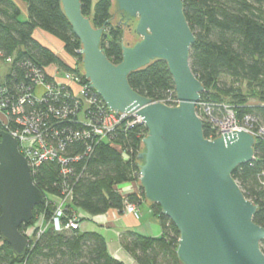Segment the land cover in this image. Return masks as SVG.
Wrapping results in <instances>:
<instances>
[{
	"label": "trees",
	"instance_id": "obj_1",
	"mask_svg": "<svg viewBox=\"0 0 264 264\" xmlns=\"http://www.w3.org/2000/svg\"><path fill=\"white\" fill-rule=\"evenodd\" d=\"M28 7V19L22 21L21 11L13 0H0V59L12 62L9 74L0 84L8 90L9 106L18 104L22 95H28V111L40 108L41 115L50 129H58L66 123H57L48 117L44 108L35 103L30 75L33 69L41 70L51 65L68 71L69 66L51 49L39 43L34 35L37 30L60 41L66 55L80 58L77 51L80 41L65 16L60 0H22ZM85 17L98 29L106 25L101 47L115 65L122 62L121 26L112 22L113 0H81ZM184 13L196 43L191 49V67L205 92L200 102L207 105L231 107L238 121L246 116L256 119L264 127V0H182ZM131 88L139 95L154 102H163L176 93L174 80L164 61H156L147 68L129 76ZM255 100V104L251 103ZM36 110V109H35ZM47 117V118H46ZM69 122V121H68ZM71 123V122H70ZM204 136L208 139L211 127L203 121ZM71 126L81 130L75 122ZM11 129L19 126L15 120ZM148 135L144 126L129 130L120 127L111 140L93 142L88 155L85 141L68 144L65 156L80 161L72 162L68 175L63 174L59 162H45L36 168L33 180L44 195V203L35 207L32 224L42 216L44 233L30 241L25 256L15 255L0 234V264H123L113 259L107 249L106 239L97 233H82L78 230L56 231L53 216L56 204L47 196L63 198L66 188L72 190V199L65 207L63 223L84 211L92 217L116 210L122 213L126 204L138 205L146 200L140 193L123 195L117 188L137 181L139 171L138 152ZM255 160L239 166L233 174L245 197L257 205L254 222L264 228V139L259 138L254 147ZM128 156V159L126 156ZM153 213L159 218L163 236L159 239L128 235L124 248L130 252L137 264H181L177 257L180 233L175 225L162 214L157 204H152ZM1 214V210H0ZM86 219L80 221L84 222ZM28 226H23L25 231ZM264 252V241L261 243Z\"/></svg>",
	"mask_w": 264,
	"mask_h": 264
},
{
	"label": "water",
	"instance_id": "obj_2",
	"mask_svg": "<svg viewBox=\"0 0 264 264\" xmlns=\"http://www.w3.org/2000/svg\"><path fill=\"white\" fill-rule=\"evenodd\" d=\"M60 1L81 43L90 87L109 110L136 114L148 130L138 156L140 186L178 229L181 264H264V228L254 222L258 207L233 178L239 166L255 160L257 140L243 130L205 138L196 110L205 87L192 71L196 37L182 0H113L112 19L127 26L118 65L101 47L106 25L96 29L81 0ZM156 61L168 65L177 107L143 97L129 84L131 74ZM43 203L17 139L0 128V234L15 255L27 253L30 241L21 228L32 224Z\"/></svg>",
	"mask_w": 264,
	"mask_h": 264
},
{
	"label": "built area",
	"instance_id": "obj_3",
	"mask_svg": "<svg viewBox=\"0 0 264 264\" xmlns=\"http://www.w3.org/2000/svg\"><path fill=\"white\" fill-rule=\"evenodd\" d=\"M77 53L81 60L77 57H70V63L67 64L68 71L51 65L41 70L33 69L30 75L34 91L32 97L35 103L44 108L47 116L53 117L57 123L67 122V125H63L61 128L50 129L49 124L45 121L49 118L45 119L46 115L43 116L36 112L40 108H35L34 104L30 105L34 110L28 111L25 107L27 103H30L28 95L20 96L17 100L18 104L9 106L8 90L6 87L0 86V128L17 139L19 151L27 159L32 177L35 175L36 168L48 161L59 162L64 167L63 174H70L71 169L67 166L83 158V156L75 158L65 156L68 144L72 141H85L87 143L86 155H88L92 152L93 142L110 141L111 136L120 127H124L125 130L136 126L146 127L142 118L136 114H117L109 110L101 96L90 87V82L82 72V48ZM7 62L11 63L12 60L8 59ZM161 103L177 107L179 105L177 94L172 92ZM196 110L200 119L210 124L211 135L208 138L210 141L223 134L242 130L252 134L256 140L264 139V127L257 125L254 117L246 116L243 121H238L233 109L227 105L212 106L199 102ZM11 120H15L19 128L11 129ZM70 122L82 126V129H74ZM126 158L128 159V156ZM136 184L139 185L137 192L139 193L140 170L137 173V181L119 187L117 191L125 196L133 194L130 191ZM128 187L131 189H127ZM47 198L57 206L52 220L56 231L78 230L81 220L93 218L84 211H78L66 223L62 222L67 202L72 199V190L69 187L63 192V198L52 196H47ZM135 206L126 204L125 213L137 217L138 211ZM47 227L42 216L35 224L28 226L23 233L31 241L39 238Z\"/></svg>",
	"mask_w": 264,
	"mask_h": 264
},
{
	"label": "crops",
	"instance_id": "obj_4",
	"mask_svg": "<svg viewBox=\"0 0 264 264\" xmlns=\"http://www.w3.org/2000/svg\"><path fill=\"white\" fill-rule=\"evenodd\" d=\"M13 2L21 11L20 19L26 21L28 19L27 4L22 0H13ZM34 38L43 46L51 49L64 63H70V58L66 55L60 41L40 30L36 31ZM6 76L0 84L5 81ZM138 187L139 185L134 186L130 193H137ZM127 189H131V187ZM137 207L140 212L139 217L127 215L124 211L120 213L113 210L104 215L86 219L81 223L80 230L82 233H97L103 236L107 241L108 253L113 259L123 264H137L134 256L124 248V244L129 239L127 236L135 235L159 239L164 234L159 218L153 213L152 204L143 200Z\"/></svg>",
	"mask_w": 264,
	"mask_h": 264
},
{
	"label": "rangeland",
	"instance_id": "obj_5",
	"mask_svg": "<svg viewBox=\"0 0 264 264\" xmlns=\"http://www.w3.org/2000/svg\"><path fill=\"white\" fill-rule=\"evenodd\" d=\"M99 0H93V3H94V6H95V4L98 2ZM111 14H112V18H114V16H115V12H111ZM111 24L114 26V27H117V26H120V23H118V22H115L113 19H112V22H111ZM121 28H122V31L124 32V26H121ZM125 43V37H122V44H124ZM129 46H132L131 44L129 45ZM10 69H11V66L8 64V63H6L4 60H1L0 59V82L3 80V78L6 76V75H8L9 74V72H10ZM251 103L252 104H255L256 102H255V100H251ZM136 186H138L137 184H136ZM139 193H140V191H139ZM135 206V205H134ZM135 208L137 209V211H138V216L137 217H139L140 216V212H139V209H138V207L137 206H135ZM124 213H125V210H124ZM126 214V213H125ZM127 215H129V214H127Z\"/></svg>",
	"mask_w": 264,
	"mask_h": 264
},
{
	"label": "flooded vegetation",
	"instance_id": "obj_6",
	"mask_svg": "<svg viewBox=\"0 0 264 264\" xmlns=\"http://www.w3.org/2000/svg\"><path fill=\"white\" fill-rule=\"evenodd\" d=\"M120 24H121V22H120Z\"/></svg>",
	"mask_w": 264,
	"mask_h": 264
},
{
	"label": "bare ground",
	"instance_id": "obj_7",
	"mask_svg": "<svg viewBox=\"0 0 264 264\" xmlns=\"http://www.w3.org/2000/svg\"><path fill=\"white\" fill-rule=\"evenodd\" d=\"M45 201V200H44Z\"/></svg>",
	"mask_w": 264,
	"mask_h": 264
}]
</instances>
